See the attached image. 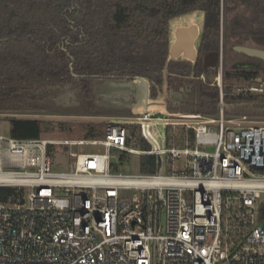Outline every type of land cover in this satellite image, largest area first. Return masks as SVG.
Here are the masks:
<instances>
[{
	"label": "built area",
	"instance_id": "built-area-1",
	"mask_svg": "<svg viewBox=\"0 0 264 264\" xmlns=\"http://www.w3.org/2000/svg\"><path fill=\"white\" fill-rule=\"evenodd\" d=\"M260 85L237 89L261 93ZM222 98L220 90L217 119L175 122L147 108L136 123L105 122L100 138L0 132V187L15 189L0 201V264H264V125L225 118ZM153 121L164 125L159 139ZM168 125L193 129L194 143L168 147ZM132 126L148 150L128 142ZM48 145L68 148V171L51 170ZM115 149L155 155L170 169L112 171Z\"/></svg>",
	"mask_w": 264,
	"mask_h": 264
},
{
	"label": "trees",
	"instance_id": "trees-1",
	"mask_svg": "<svg viewBox=\"0 0 264 264\" xmlns=\"http://www.w3.org/2000/svg\"><path fill=\"white\" fill-rule=\"evenodd\" d=\"M194 11L203 13L194 62L169 60L171 20ZM248 41L264 45V0H0V110L13 108L4 101L16 95V85L44 76L84 86L93 74L145 76L159 83L164 68L170 80L180 84L190 75L195 76L201 97L217 110L220 89L201 79L210 72L202 67L203 56L218 51L220 45L224 49L228 42L244 45ZM260 75L264 77L263 65L238 66L223 69L221 79L224 84L233 79L254 80ZM217 76L214 73L213 77ZM155 93L153 89L152 96ZM222 96L229 103L259 95H236L232 87L225 85ZM100 124L86 123L82 136L102 137ZM38 126L42 128L40 123ZM132 127L128 142L134 138L143 150H148V141L136 136ZM165 140L168 147L194 143V130L168 125ZM63 148L68 152L66 146ZM56 150L57 146L48 145L47 154L52 158ZM113 152L118 153L111 163V170L116 172L129 153L117 149ZM159 165L155 155L139 156L140 172L155 173ZM14 194V188L0 187V201L14 200Z\"/></svg>",
	"mask_w": 264,
	"mask_h": 264
},
{
	"label": "rangeland",
	"instance_id": "rangeland-1",
	"mask_svg": "<svg viewBox=\"0 0 264 264\" xmlns=\"http://www.w3.org/2000/svg\"><path fill=\"white\" fill-rule=\"evenodd\" d=\"M202 22L203 13L201 11H194L175 17L170 22L171 32L173 34V31L179 26L195 25L199 28V33L201 34ZM199 38L195 42L197 54ZM173 39L174 37L172 36L171 40L173 41ZM244 45L264 49V45H257L249 41ZM232 46V43L228 42L225 48H222L219 65L214 69H210V72L202 76L201 79L211 81V85L221 88V91L223 86H230L236 95L245 94L251 96L258 94V98L242 99L229 103L223 101V113L227 119H242L244 117L245 120L242 122L244 125H264V90L261 93L253 94L240 92L237 89L239 86H261L260 84H262L264 89V79L262 81L258 80V78L263 77L262 75L257 76L254 80L233 79L227 83L224 82V84L221 79V87L218 85V76L216 78L213 77L214 73L219 75L223 69H234L238 66L242 67V65L254 67L263 65L264 67L262 59L236 52L232 49ZM168 59L172 58L168 57ZM175 59L187 60L182 55ZM190 61L194 62V60ZM162 75V82L160 83L152 82L150 78L146 77L149 80V82L147 80L146 89L149 105L151 104L152 106H149L151 116H166L167 118H172L169 120L175 122H185L186 120V122H189L192 120L191 117L193 115L217 119L219 104H217V110H214L209 105L210 102L201 97L198 80L194 78L195 76L190 75L180 84L175 79L170 80V77H168L169 72L165 68L162 71ZM136 76L103 77L93 74L85 86L77 81L71 82L62 80L59 77L51 78L47 76L19 83L16 85L18 89L16 95L4 101V105L13 108L0 110V132L6 136L18 134L56 140L81 139L84 138L82 136L84 134L83 126L86 123H103L100 124L101 128L104 127V123L107 121L136 123L139 113H134L131 106L141 102L142 98H144L143 91L138 92L135 88H130ZM153 89L156 90V93L152 96ZM16 107H21V109H15ZM39 123L41 124V129H39ZM210 125L214 127L215 124L212 123ZM130 129L131 133L133 127ZM134 129L137 136L138 128L135 126ZM149 131L154 137L159 139L164 136V125L153 121ZM133 141V145H137V141L134 138ZM57 147L58 150L51 158V170L68 171L70 158L67 150L63 148L64 146ZM97 149L99 148L89 147L88 151L96 152ZM213 149V146L207 148L208 151ZM75 150L77 149L75 148ZM100 151H103V149ZM112 154L113 160H116L118 153L112 152ZM125 160L118 171L130 174L139 172L138 154H126ZM182 163L183 158L177 159L173 163V169H182ZM169 169L170 163L162 159L159 165L160 173L167 174ZM125 192L126 194H132L131 190H126ZM161 223H163V216H161Z\"/></svg>",
	"mask_w": 264,
	"mask_h": 264
},
{
	"label": "water",
	"instance_id": "water-1",
	"mask_svg": "<svg viewBox=\"0 0 264 264\" xmlns=\"http://www.w3.org/2000/svg\"><path fill=\"white\" fill-rule=\"evenodd\" d=\"M171 35V34H170ZM199 28L195 25L189 26H179L173 31V41H170L168 57L175 59L182 55L187 60H195L197 56V50L195 48V42L199 37ZM232 49L236 52L245 54L249 57H257L264 60V49L258 47H252L242 44H236L232 46ZM221 48L219 50H212L207 52L203 56L202 67L204 70L214 69L217 65H219V61L221 58ZM246 67L245 65H242ZM264 77L258 78L259 81H262ZM135 80H139L147 83L146 77L136 76ZM147 90L144 94V99L147 101ZM147 104V103H146ZM145 106L142 110H146ZM257 169H260V166H254Z\"/></svg>",
	"mask_w": 264,
	"mask_h": 264
},
{
	"label": "crops",
	"instance_id": "crops-1",
	"mask_svg": "<svg viewBox=\"0 0 264 264\" xmlns=\"http://www.w3.org/2000/svg\"><path fill=\"white\" fill-rule=\"evenodd\" d=\"M173 34L171 32V35H170V41L171 38H172ZM130 88H135V90H137L138 92H144L143 95L145 94L146 92V88H147V83L146 82H142V81H139V80H135L132 82L131 84V87ZM143 100L141 102H137L136 104H134V106H131L132 107V111L134 113H140L142 111V109L146 106V100L144 98H142ZM109 102V101H108Z\"/></svg>",
	"mask_w": 264,
	"mask_h": 264
},
{
	"label": "flooded vegetation",
	"instance_id": "flooded-vegetation-1",
	"mask_svg": "<svg viewBox=\"0 0 264 264\" xmlns=\"http://www.w3.org/2000/svg\"><path fill=\"white\" fill-rule=\"evenodd\" d=\"M256 58H257V57H256ZM189 61H190V60H189ZM261 61H264V60H261ZM247 66H248V65H247ZM258 67H259V66H258ZM201 78H202V77H201ZM147 79H148V78H147ZM151 81L154 82V80H152V79H151ZM148 82H149V80H148ZM161 82H162V81H161ZM159 83H160V82H159ZM166 89H167V85H166ZM147 98H148V97H147ZM147 101H148V99H147ZM147 106H148V107H147ZM146 107L149 108V105L146 104Z\"/></svg>",
	"mask_w": 264,
	"mask_h": 264
},
{
	"label": "bare ground",
	"instance_id": "bare-ground-1",
	"mask_svg": "<svg viewBox=\"0 0 264 264\" xmlns=\"http://www.w3.org/2000/svg\"><path fill=\"white\" fill-rule=\"evenodd\" d=\"M187 18H188V17H187ZM187 18H186V19H187ZM152 102H153V101H152ZM146 103H147V105H149V101H146ZM149 106L152 107L151 104H150ZM147 107H148V106H147ZM154 110H155V109H154ZM154 114H155V113H154Z\"/></svg>",
	"mask_w": 264,
	"mask_h": 264
}]
</instances>
